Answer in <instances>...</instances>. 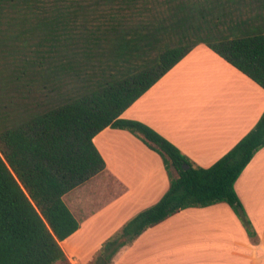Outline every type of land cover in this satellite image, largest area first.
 Returning a JSON list of instances; mask_svg holds the SVG:
<instances>
[{"label":"trees","instance_id":"16d2710c","mask_svg":"<svg viewBox=\"0 0 264 264\" xmlns=\"http://www.w3.org/2000/svg\"><path fill=\"white\" fill-rule=\"evenodd\" d=\"M199 43L264 89V0H0V264L65 258L59 241L79 221L63 195L104 169L92 139L107 126L140 134L169 185L91 264H111L120 247L187 207L225 202L254 234L234 183L264 146V110L207 167L120 117Z\"/></svg>","mask_w":264,"mask_h":264},{"label":"crops","instance_id":"0c3cea01","mask_svg":"<svg viewBox=\"0 0 264 264\" xmlns=\"http://www.w3.org/2000/svg\"><path fill=\"white\" fill-rule=\"evenodd\" d=\"M263 110L264 89L199 43L120 117L147 124L172 142L193 166L207 167L254 126ZM92 140L104 169L84 184L99 177L102 182L116 183L118 189L111 201L102 200L99 211L84 224L94 229L98 217L103 219L101 223L111 219L115 223L108 237L138 208L154 204L167 190L169 179L161 156L140 134L107 126ZM257 187L264 190V146L234 183L253 235L225 202L187 207L120 247L111 264H264V203L253 204L252 200ZM99 194L102 197L104 193ZM79 227L60 241L69 251L85 241L80 222Z\"/></svg>","mask_w":264,"mask_h":264},{"label":"rangeland","instance_id":"374dc122","mask_svg":"<svg viewBox=\"0 0 264 264\" xmlns=\"http://www.w3.org/2000/svg\"><path fill=\"white\" fill-rule=\"evenodd\" d=\"M171 173L173 176L177 175L176 171L173 168H171ZM117 189V184L115 183L114 185L111 180H108V182H102L100 181L99 177H94L86 184L74 188L63 196L64 201L68 204L71 211L81 224L82 228L80 234L85 238V241L79 242L74 247L73 251H69L67 245H65L64 243H62L61 245L59 241V244L65 254V258L63 260L56 261L54 264H91L92 259L98 253L104 237H107V235H109V229H111V225H113L115 222H111V219H107L108 222L101 223L99 220L103 219H100L98 217V219L96 220V223L98 225L95 224L96 228L94 229H87L86 224L84 223H86L85 221L90 218L91 214L97 213L99 211V209L103 205L102 200L105 202V200L107 199L111 201L114 198V194L115 192H117ZM99 192L104 193L102 197L100 196ZM262 192H264V190L261 191L258 187L255 188V192H252L253 204L263 205L264 200H260L261 197L264 196ZM145 207L147 206L138 208L136 212L144 209ZM136 212H134L133 215H135ZM103 216L105 217L106 214H103ZM91 223L89 224L91 225ZM92 227L94 226L92 225Z\"/></svg>","mask_w":264,"mask_h":264},{"label":"water","instance_id":"95a60500","mask_svg":"<svg viewBox=\"0 0 264 264\" xmlns=\"http://www.w3.org/2000/svg\"><path fill=\"white\" fill-rule=\"evenodd\" d=\"M184 168H187V166H186V165H184Z\"/></svg>","mask_w":264,"mask_h":264}]
</instances>
